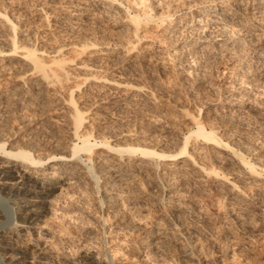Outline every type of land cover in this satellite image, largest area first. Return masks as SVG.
<instances>
[{
	"label": "rangeland",
	"instance_id": "rangeland-1",
	"mask_svg": "<svg viewBox=\"0 0 264 264\" xmlns=\"http://www.w3.org/2000/svg\"><path fill=\"white\" fill-rule=\"evenodd\" d=\"M127 1L128 0L126 1L123 0V4L121 5V3L119 4V2H112L111 4V2H109L108 0H0V8H2V10H4L6 14L16 24V31H17L15 37L16 41H18L22 45L24 44V46L37 48L38 49L37 54L42 56L48 63L59 59L60 61H64L65 63L63 64L64 65V70L62 72L63 76L61 75L62 74L61 72H60L61 74L59 73V75H61L64 79L62 83H59V85L50 84L49 86L47 82H44L42 78L37 75L38 73L36 72L34 73V71H32L31 65L29 64L30 61L21 55L22 53L21 50H19V53L17 54H12L9 52L0 54V96L3 98V99L0 98V103L2 104L9 96L14 101V105L16 109L21 110V112L19 111L20 113H18L19 119L20 118L21 119L20 121H18L17 124L18 126L16 125V128L17 127L21 128L22 132H24L25 129H28L27 133L29 132V134L30 132L32 133V131L35 130L32 135H34L36 139L39 138L38 141H41L42 147L44 146L45 151L46 150L49 151L50 149L52 151L55 149L57 150V152L67 151V149L71 148L72 146L71 141H72L73 132L68 128L66 124V118L68 116V107L72 108L73 106L71 104H68V102L64 100V97L65 98L68 97L73 90L74 91L73 96L77 101V106H81V107H84L85 105L91 106L90 111L86 114L87 120L85 121V124L88 127L94 128V132H101V130L107 127L108 124L117 125V123L122 124L126 120L133 121L134 118L137 119L135 117L136 113L132 111L117 115V113L119 114L118 111L119 109L124 108L123 110L125 109L131 110L134 107H136L137 110L143 108L148 109L146 113L142 116L145 122L143 120L139 121L140 122V123L138 122L139 126H142L144 123L145 125L150 124V128L153 129L155 128L154 130L160 129L159 132L161 133L158 134V132H156L155 134L149 137L148 133L139 132L137 134H134L131 132L132 133L131 135L130 133H126V134L124 133L123 135L120 136V138L125 137L126 135L129 134V136L131 137L133 136V138L138 137L141 140L145 139L148 142L157 143L159 148H164L167 147L168 144L169 146L173 145L172 141L173 140H174L173 142L176 141L175 136L179 137L181 135L179 134L181 132H178V130L181 131V128L185 129L186 124L189 125V123H193L190 120L191 117L185 115L184 109L183 110L181 109L183 108L181 104L182 105L188 104L185 101L187 100L190 105L189 107L191 106L193 107L196 103L200 101L198 104L204 103L203 105H205V106H201L202 107L201 116L202 115L208 116L209 114L213 116L215 114L214 116L216 118L214 116H213L214 118H211L212 116L210 115L209 117L212 120L214 119L213 120L214 122H216L217 120L218 123L217 124L215 123L216 125H218L221 122L219 126H217L220 128V129L218 128L219 130H217L218 134L219 135L223 133H225L226 135L228 134L227 136H229V138L233 136L234 138L232 137L229 140L230 141L232 140V142L241 146V148H243L242 150H244V152L248 154L249 160L252 159L253 161H256V158H259L257 160L258 162L257 164L262 163V161H264L263 158L264 156V91L262 92L263 87L261 86L262 84L259 83V81L264 82V75H263L264 61H261L262 59L264 60V57H262L264 56L263 55L264 0H249V1L227 0L228 2L226 0L225 1L223 0H194V1L149 0V1H153L152 4L156 8L155 11L157 12L159 11L161 13L165 10V8L169 11L171 9V12L174 11L177 12L178 9L176 8H179L178 6H180L178 10V11L180 10L182 11L181 13L179 12L180 14H183L184 11L185 13H189L191 11L196 12L201 7L208 5L211 1L213 2L216 1L215 3L218 2L216 6L217 13L220 12V15H217L218 18L216 16L212 18V21H210L211 20L210 19L209 20L210 23L208 22L209 25L207 24L208 26L206 29L204 28V31L200 30V28L204 24L203 23L200 24L196 22L195 31H194L196 33L193 32L195 35L188 32L189 30H187L186 33H184V36L182 38L180 37L179 38L180 40H177V42H173L172 40H169L170 38H172L171 36L168 39L167 38L162 39L164 23L161 24L162 26L160 25V28L154 26V24L152 25L150 24L151 26L149 25L147 27H143V29L139 30L138 32L139 34L135 35L133 31L134 29L127 20L128 18H126L127 12H125L126 11L125 6L126 3L127 5L129 3V1L128 2ZM196 1H198V3ZM188 2L189 5H187ZM193 2L195 3L193 4ZM230 2L231 4H228ZM202 3H206V4H202ZM192 4L193 7L195 8L193 7L190 8L191 7L190 5ZM170 6L174 8L176 7L175 10ZM179 13H177V15H179ZM234 13L236 14L234 15ZM232 15L233 17H231ZM252 15H254L255 17ZM223 20L225 21L223 22ZM231 21L233 23H231ZM245 21H246L245 23L246 25L242 24V22L244 23ZM228 22L231 23V24L229 23L231 26L235 24V27L237 26L236 30H234L235 27L234 28L233 27L231 28V26L229 27L228 26L229 24H227ZM249 22L252 24H250ZM238 25L241 27H239ZM182 26L183 25L181 24L178 27H176V29ZM185 27H189V25L187 26L185 25ZM230 28L233 29V31L235 32L237 31L236 33L239 36L231 34L233 39L232 38L230 39L231 37L230 33H232ZM240 29L241 32L239 33ZM131 30L133 32H131ZM200 32H202V35L200 34ZM199 35H201V37ZM205 35L206 37L208 36V38H205ZM257 36L259 39L257 38ZM86 37L89 38L88 40H90V42L91 39L97 38L96 41L99 42L100 44L97 43L96 46L94 47L90 46V48L89 47L87 48L85 46L82 48V44L79 42V40L81 42L83 40L85 41L87 40L85 39ZM203 39H207V41L203 43L202 42ZM240 39H242L241 41L243 44L240 42L234 44L233 42L234 44L233 48L240 47V49L241 48L245 49L246 48L244 46L245 43L247 47L250 46L252 47V48L250 47L251 50L250 48H247V50L241 49L240 51H243L241 52L243 53L241 58H239L241 56V54L238 55L239 53L236 56L231 55V53L232 54L234 53L233 50H231L233 45L231 41L232 40L237 41ZM12 40H13L12 30L9 29V23L6 21V18L4 16H0V50H5V51L9 50V48L12 45ZM243 40H245V42ZM222 42H224V44H228L229 46L228 45L223 46ZM78 43L81 45H79ZM252 44H254V46H252ZM205 46H207L208 48L211 47L212 50L211 48L206 49ZM218 47L219 49H217ZM220 47L221 48L223 47L224 49L223 48L221 49ZM81 48L83 49V51H81L82 50ZM214 48L217 50L215 51ZM190 50L194 51L195 53L197 52L198 54L200 52L203 53V51L207 50V54H209V56H207V54L205 55L203 54L206 60H204L202 57V59H200V63H197L198 65L196 64L195 66V64L191 62L192 60L190 58L191 56L187 54L190 52ZM222 50H224L222 52L223 54L221 53ZM229 50L232 51L229 52V54L233 57L229 58L230 56L229 54H227L228 57L227 55L226 57H224V55L228 53ZM201 53L197 55L200 57L202 55ZM204 53H206V51ZM210 53L213 54L210 55ZM219 53H221L222 56ZM214 54L218 58L220 56V58L217 59L215 56L212 57ZM171 55L172 57H170ZM257 56L259 59L257 58ZM185 57L187 58L189 57V58L188 59L186 58L187 59L186 60ZM209 57L212 59V61L208 60V62H210V64L212 63L214 64L213 65L208 64L210 69L207 68L208 70L204 71L203 69L208 66H205L204 68L203 66L206 63L205 61H207V58ZM228 58L229 59L233 58L234 60L232 59L231 61ZM237 58L238 60L235 61V59ZM213 59L214 60L216 59V61L213 62ZM222 59L225 61V63ZM250 59L253 60L254 62L251 61ZM217 61H219L220 63L219 62L217 63ZM240 61L242 64L241 66L239 64ZM258 61L262 62V64ZM248 62L250 65L249 66L250 69L249 68L248 69L250 70L251 73L249 72L248 69H246L248 67L247 66ZM191 63L195 67L192 66ZM254 63L256 65H254ZM238 64L239 66H237ZM84 65L86 66L89 65V66L86 67ZM191 66L194 68H191ZM52 67L57 68L56 66H52ZM234 68H236L237 72L234 71L235 70ZM251 68L253 70L255 68L256 69L253 71ZM258 68H260L261 71H259ZM57 69L59 72L60 68L58 67ZM196 69L199 70L197 71ZM201 69L206 73L209 72L208 74L210 77L207 74L205 75L199 74L200 76L197 77L196 74L197 72H200ZM203 71L201 73H204ZM243 71L244 73H246L244 75L245 77L249 72L246 79L244 78V76H242L244 74ZM90 72H91L90 75L91 77L89 76ZM178 73H180L181 76L178 75ZM92 75H96L97 77L101 76V78L95 79L94 77H92ZM177 76L180 77L181 79L184 78V81L186 80L185 84L183 79L182 82L180 78H178L177 80L176 79ZM201 76L204 78L201 79ZM255 76L256 78L259 77L257 78V80L259 79V81L256 80ZM147 77H149L150 79H148ZM151 77L157 81H155L154 79L152 80ZM39 78L41 79L39 80ZM85 78H87L86 81L83 80ZM205 78L207 79L205 80ZM239 78L242 81L239 80ZM247 78L248 79L251 78L253 82L252 80H248ZM175 79L181 84L180 83L177 84V81ZM187 79L188 80L190 79L189 80L190 82L187 81ZM193 79L194 80L201 79V80L200 81L195 80L196 81L195 83ZM203 80L204 83L201 82ZM207 80L208 83H213L212 86L211 84L208 85ZM81 81L83 83L80 86V89L79 88L77 89L76 86L80 84ZM133 81L134 82L136 81V83H134ZM138 81H139V86L142 84L140 86L142 88L138 87L137 84ZM191 81L195 85H193ZM37 83H39V85ZM131 83H133V87L131 86L132 85ZM205 83H207L208 86L207 85L204 86ZM134 84H136L135 85L136 87L134 86ZM149 84L152 86H149ZM186 84L188 86L189 84L191 85L192 87L191 93L189 92L190 90H188V86ZM254 84L255 85L260 84V88L261 87L262 88L260 89L259 86L257 85L255 86ZM156 86L162 89L161 90L158 89L159 90L158 91ZM178 86H182V87L186 86L187 89L182 87L179 88ZM198 86H202V87H198ZM191 87L189 89H191ZM257 87L259 88V90ZM198 88H201L199 89L201 90V92L197 91ZM202 88L205 90V95H207L208 98L210 97L211 99H208L207 97L204 98L205 95L202 96L203 98L202 97L200 98V96L196 95L197 92L198 95L204 94L202 93V91H204ZM180 89L181 90L185 89L189 93L188 94L186 92L187 94L186 97H188L187 99L182 100L186 98L184 96L186 94H184L185 90L181 91ZM179 91L181 93H179ZM195 91L197 92L195 93ZM174 92L175 93L177 92V94H175ZM219 92L223 94L222 98H221L222 95L221 93L219 94ZM240 92L243 93V95L240 94ZM247 92H249L250 94ZM261 92L263 94H261ZM1 93H3V96ZM206 93L208 94L210 93L213 96H209ZM156 94L159 97L162 95L164 98L160 97L162 100H160V98L157 99L158 96ZM181 94L182 95L184 94L183 95L184 97ZM240 95L242 97L241 100H240L241 98ZM244 95L247 96L246 100ZM173 96L174 98H178V99L176 100L174 99L175 101H173ZM216 96H218L219 99ZM189 97L191 101L188 100ZM197 97L202 100L198 99ZM193 98L195 101L193 100ZM154 99L156 100L154 101ZM204 99L206 101L210 100L208 101L209 104L208 102L206 103ZM136 108H134V110H136ZM214 109L216 113L214 112ZM149 110L156 111L161 116L166 117L167 119L166 118L158 119L157 121L156 120L157 117H155L153 112H149ZM207 110L209 113L207 112ZM131 112L133 115L129 114ZM163 113L168 114L167 115L168 117L163 115ZM183 115L185 116L183 117ZM251 115L252 118L250 117ZM130 116L133 117L130 118ZM256 116L258 119H256ZM233 117L235 121L232 119ZM231 119L233 120L232 124H234L235 122L234 125L226 121L228 120L229 122H232ZM255 119L258 121V123L255 122L256 121ZM115 120H117L118 122ZM222 121L223 123L227 122L228 124L225 123L226 125H224ZM238 121L240 122V124ZM221 124L222 126H220ZM241 124L242 126H240ZM161 125H164L165 127ZM43 126L46 129L48 128L47 129L48 131L46 129L43 130ZM226 127L228 128L231 127V128L227 130ZM49 128L52 129L50 130ZM243 128L246 129L244 130ZM29 129L30 130L32 129V131H30ZM237 129L239 133H241L243 130V132L241 133L242 135L241 134L239 135ZM170 130L171 131L174 130L173 131L174 134L176 133L175 136L171 137L170 135H167L171 132ZM48 132H50L52 135ZM53 132L55 133V135ZM174 134L172 133V135ZM14 137L12 136L9 139L7 146H10L12 144L13 146H15V144L19 142L18 141L19 136L17 135L16 137L15 135ZM236 138H238L239 140ZM111 141H113V139ZM243 141H245L246 143ZM198 143L199 144L197 146H194L193 145L194 143L189 145V149L192 150V152L190 151V153L195 154L194 155L195 159H192L190 156L185 158L186 157L185 156L183 157V160H181L182 162L180 161L181 163H174V164H171V161H166L167 159L166 160L159 159V162H161V164L159 165L160 168L156 169L157 172L159 171L158 173L156 172L158 176L154 175L155 177L156 176L157 177L156 178L152 177L153 183L154 185H156L153 189V192H156L155 195H157L154 197V199L162 200L161 203L165 206L163 205H161L162 207L159 206L158 207L159 210L158 208L155 209L152 206L149 207L148 205L145 204V200L147 199L146 196L144 197V200L142 199L141 202V205L144 204L143 205L144 207L143 206L141 207L142 209L141 214H143V216H145L146 214H147L146 216L148 215L151 216L154 213L153 214L154 217L153 215L151 217L155 220L160 218L161 219L163 218L165 222H168L170 220L168 222V225L167 223H165L166 225L164 224V226L161 227V230L163 231L161 234L159 233L161 232L160 230L156 236L151 238L152 241L155 242H161V243L164 242V244L168 246L167 248H163V249L160 248L158 250L155 249L152 251L147 250L145 248L142 249L136 246H133L136 248V250L133 247H131L130 249L128 247L124 248L125 244L132 245L133 241L136 240L137 242L139 241L138 243H141L142 242L141 240H143L144 235L141 236L139 232L133 235L131 234L129 235L127 234V232L121 230V227L119 228L118 225L120 221L119 218H114L115 220L113 219V221L109 222L108 224L105 223L103 227L101 226L99 215L95 211L96 206L94 205V207H91L93 202L90 201H89V203L91 204L90 206L88 204L85 205L84 204L85 199L81 195H79L80 190H78L80 189L78 188L80 184L85 185L84 181L89 183V182H93V179L91 180L87 177L83 168L86 167L85 163L83 161L73 159V161L70 160L67 163H69L76 169L78 177L82 181L80 180L81 182L79 185L77 183H75L76 185H73L71 183L69 186H67V189H65L66 187H63L62 192L61 190H57L56 192L57 198H55L56 200L54 199L51 203L43 204L41 202L42 203L41 208L43 212L46 213V215L38 217V219L34 220L33 222L30 221L32 222L31 225L30 223L29 224L26 223L25 225L17 226L15 229L11 228L13 226L10 225L11 224L10 222H12L10 220L12 219L11 217H14V211L12 210L11 206H13L14 203L10 202L7 199V197L10 196L16 190L13 191L12 189H7L9 186L8 187L5 186V188H1L2 186L0 185L1 188L0 193L2 195V199H0V208L3 210L2 212L4 213L3 218H0V220H3L4 222L5 220H7L6 222L10 223L7 224L8 226L10 225L9 226L10 229L8 228L4 230L3 233H0V241H1L0 244H2V248L0 247L1 256L3 257L4 260H6V262H8L10 258H13L14 253L18 249L21 252H24L23 255L26 258L25 264H46L47 262H63V261H67L68 263L71 262L75 264H88L89 261H95L94 257L95 258L97 257L96 260L101 261L102 264H264V177H263L264 175L256 176L252 174L249 170L245 168L240 158H238L239 156L237 157V155H235L234 152L228 148L217 146L213 143L205 144L203 141H198ZM243 143L249 145L251 144L250 145L251 147L247 145L242 146ZM206 145H207V149L204 150V148H206L205 147ZM212 145H214V147ZM193 147H194V151H193ZM208 147L210 148L211 152L207 151L209 150ZM104 148L105 147L102 146L96 148L98 150L96 151L100 153L99 156H96L95 159L96 163L99 162L97 164L107 165L108 162L110 164L112 161V163L114 162V164L117 165L119 164L118 162L121 160L120 162L122 163V167L132 168L134 166L133 168L137 173V168L141 164V162L138 160L139 158H137L138 156L137 157L133 156L134 159L131 160L132 162L127 163L128 160L121 159L120 156H118V153L110 150L107 151L106 148L105 149ZM216 148L218 151H216ZM247 148L251 150L247 151L248 150ZM253 148H254V152H253ZM55 150L54 152H56ZM206 152H209V154ZM232 152L234 155L232 154ZM254 154L256 158L254 157ZM202 155H205L204 157H202L203 159L206 156H207L206 158L208 159L210 155L213 156V158L212 157L211 158L215 162L219 161L220 162V163L218 162L219 164L222 163L223 164L222 167L225 170V173L228 171L227 177L229 180L219 178L218 181L217 179H214L215 178L214 175H207L206 172L200 169V164L198 163H200L203 160L201 157H199ZM197 156L199 159L197 158ZM250 156L254 158H251ZM260 156H262L263 159ZM123 158H127V156L126 157L124 156ZM59 159L60 158L55 160L51 159L50 161L48 160L49 161L48 163L50 164L57 163ZM223 160L226 161L223 162ZM166 164L171 165L173 168L167 169L168 165ZM235 164L237 165L239 164V165L237 166ZM149 165L150 163H147L145 164L146 167H144L143 164L141 168L146 169L148 173L149 171H151V173L155 174L153 170L150 168L151 165L150 166ZM262 165L264 164L262 163ZM139 171H141V169H139ZM135 172H130L132 174L130 175L129 173L128 178L132 175L134 176ZM165 172L167 173L169 172V177L165 175L166 174ZM23 174H25V170L21 172V175ZM136 175L137 174H135V176ZM164 175L165 177H162ZM35 176L37 177L38 174H35ZM177 176L181 180L177 179ZM131 180L132 179H130L128 182H130ZM14 181H19V178ZM0 183L2 184V181H0ZM234 183L236 184V187H234ZM164 184H166L167 186L165 185L164 187ZM160 186L162 187L160 188ZM157 187L162 189V192L164 191L163 193L161 192L159 194V196L163 197L162 199L161 197H158ZM124 188L125 186L120 188L119 190L117 188L114 189L115 191L113 190L112 192H108V193H110L111 196L114 195L115 197H117V199H120L121 197L120 193ZM67 190L69 191L73 190L71 192V195H66ZM76 190L78 191V193ZM74 191L76 192V194H74L75 193ZM218 191L221 194L222 192L223 194H225V192L228 194L223 195V196L226 195L227 196L225 197V199L224 198L219 199V202L217 204L216 202L218 198L215 196L217 195ZM95 196L96 195H94V197ZM99 196L97 195V197ZM212 196L213 198L214 197L215 198L213 199ZM87 200H91V198H87ZM220 200L226 202L224 203L223 201H221L222 203H220ZM21 201H23V199H21ZM81 201L82 203H80ZM219 204H221L220 208H218L219 206H217ZM222 204H224V206H222ZM14 206L16 207L17 205ZM22 206L24 205L22 204ZM22 208L20 210L18 209L16 210V212H18L17 213L18 217L21 216V214L24 212ZM72 208L75 209L76 211L71 212L70 215L67 214L63 215V212ZM90 208L91 209L94 208L93 209L94 211L91 210ZM129 208L126 207L124 212L125 215H127L128 217L130 215H131L130 217H132L133 215L132 211L135 209L132 208V206H129ZM160 208L162 211L160 210ZM222 208L223 211H221ZM11 210L13 211V214ZM215 210L216 211L219 210V211L216 212ZM133 212L135 213V211ZM148 212H150V214ZM219 214L222 215L219 216ZM77 215L86 217V221L92 222L86 224L87 226L86 228H88V233L81 234L77 229V227H75L76 224L74 223L75 224L74 225L73 221H71L70 217L71 216L74 217ZM147 218L148 220L150 219L149 217ZM180 219L183 220L185 219L184 221L186 222L183 223ZM23 220L25 222V218ZM136 222L137 224L139 223L138 220ZM180 223L181 226H179ZM139 224L141 228H143L145 223H139ZM108 225L110 226L108 227ZM202 225H206V226H202ZM23 226H25L24 229ZM5 227L3 229H5ZM64 228L73 230V232L70 233L69 230L67 231ZM104 228L105 229L108 228V229L105 230ZM3 229L1 228L0 231ZM114 230L115 231L118 230V231L115 232ZM121 231L124 233H122ZM4 233H6V235H4L3 236L4 239H2L1 235ZM125 234H127V236ZM176 236L178 237L177 239ZM168 240H170V242ZM89 242L91 244L89 246H86ZM121 244L122 245L124 244L123 248L118 249L117 245H121ZM31 257L32 258L35 257V258L32 259Z\"/></svg>",
	"mask_w": 264,
	"mask_h": 264
},
{
	"label": "bare ground",
	"instance_id": "bare-ground-1",
	"mask_svg": "<svg viewBox=\"0 0 264 264\" xmlns=\"http://www.w3.org/2000/svg\"><path fill=\"white\" fill-rule=\"evenodd\" d=\"M109 2H111V4H112V2H119V4L121 3V5L123 4V0L121 1H119V0H108ZM126 1V0H125ZM129 1V3H128V5H127V3H126V6H125V9H126V11L125 12H127L126 13V18H128L127 20L129 21V23L131 24V26H132V28L134 29L133 31H134V34L135 35H137V34H139L138 32H139V30L140 29H143V27H147V26H149L150 24L152 25V24H154V26H156V27H159L160 28V25L161 24H163L164 23V27H163V32H162V39H165V38H169L170 36L172 37V38H170L169 40H172L173 42H177V40H180L179 38L181 37H183L184 36V33H186V31L187 30H189L188 32H190V33H192V34H194V33H196V32H194L195 31V23L196 22H198V23H203L204 25L200 28V30H202V31H204V28L206 29L207 28V26L209 25L208 24V22H209V20L210 21H212V18L213 17H216L217 15H220V12L219 13H217V11H216V6H217V3H215L216 1H208V2H210L208 5H206V6H204V7H199L200 9H198L196 12H189V13H185V11L183 10L184 9V7H183V11H184V13L183 14H180L182 11L180 10V11H178L179 10V8H180V6H178L179 8H176V9H178L177 10V12L176 11H174L175 10V8L174 7H172V6H170V7H172V8H174V12H171V9H170V11L169 10H167L166 8H165V10L163 11V12H157V11H155V7L153 6V4H152V2L153 1H149V0H128ZM127 1V2H128ZM192 1H194V0H192ZM192 1H191V3H192ZM223 1H225V0H223ZM227 1V0H226ZM247 1H249V0H247ZM149 2H151V3H149ZM190 2V1H189ZM189 2H188V4L187 5H189ZM197 3H198V1H196ZM203 2V1H202ZM207 2V1H206ZM228 2V1H227ZM106 3V2H105ZM187 3V2H186ZM195 2H193V4H194ZM107 4V3H106ZM110 4V3H109ZM108 4V5H109ZM193 4L192 5H190L191 7L190 8H192L193 7ZM202 4H206V3H202ZM228 4H231V2L230 3H228ZM186 5V6H187ZM219 5V4H218ZM224 6V5H223ZM225 7V6H224ZM228 7V6H227ZM168 8V7H167ZM189 8V7H188ZM193 8H195V7H193ZM169 9V8H168ZM221 9V8H220ZM226 9V8H225ZM240 9V8H239ZM238 9V10H239ZM167 10V11H166ZM190 10H192V9H190ZM222 10V9H221ZM220 10V11H221ZM187 11V10H186ZM194 11V10H193ZM4 12V13H3ZM180 12V13H179ZM177 13H179V15H177ZM212 13H213V15H212ZM231 14V13H230ZM236 13H234V15H235ZM256 14V13H255ZM247 15V14H246ZM0 16H4L5 18H6V21L9 23V29L10 30H12V45H11V47L9 48V50H7V51H5V50H0V54L1 53H12V54H17V53H19V50H21L22 51V53H21V55L23 56V57H25L26 59H28L29 61H30V65H31V69H32V71H34V73L36 72V73H38L37 75L38 76H40L41 78H42V80L44 81V82H47L48 84H49V86H50V84H52V85H54V84H57V85H59V83H62V81L64 80L63 79V70H64V65L63 64H65L64 63V61H60V59L59 60H54V61H52V62H46V60L42 57V56H40V55H38L37 54V52H38V49L37 48H34V47H27V46H24V44L22 45L21 43H19L18 41H16V33H17V31H16V24H15V22L6 14V12L4 11V10H2V8H0ZM248 16V15H247ZM252 16H254V15H252ZM48 17V16H47ZM231 17H233V15L231 16ZM250 17V16H249ZM255 17V16H254ZM217 18H218V16H217ZM228 20V19H227ZM252 20V19H251ZM262 20V19H261ZM260 20V21H261ZM264 20V19H263ZM193 21H194V23H193ZM225 20H223V22H224ZM238 21V20H237ZM227 22V21H226ZM241 22V21H240ZM190 23H191V25H190ZM193 23V24H192ZM210 23V22H209ZM230 22H228L227 24H229ZM231 23H233L232 21H231ZM230 23V24H231ZM246 23V21L243 23L242 22V24H244V25H246L245 24ZM250 23V22H249ZM130 24H129V26H130ZM183 25L182 27H180V28H178V29H176V27H178L179 25ZM199 24V25H200ZM208 24V25H207ZM228 25L229 27L231 26V25ZM250 24H252V23H250ZM262 24V23H261ZM264 24V23H263ZM150 25V26H151ZM185 25L187 26V25H189V27H185ZM249 25V24H248ZM247 25V26H248ZM254 25V24H253ZM162 26V25H161ZM239 26V25H238ZM252 26V25H251ZM264 26V25H263ZM228 27V28H229ZM234 28L235 27V24L233 25V26H231V28ZM239 27H241V26H239ZM244 27H246V26H244ZM243 27V28H244ZM260 27V26H259ZM128 28V27H127ZM131 28V29H132ZM230 28V30H231V32L232 33H230V36H231V34H233V35H238L235 31H233V29H231ZM236 28H237V26L235 27V29L234 30H236ZM250 28V27H249ZM248 28V29H249ZM261 28V27H260ZM264 28V27H263ZM262 28V29H263ZM197 29V28H196ZM199 29V28H198ZM239 29V28H238ZM254 29V28H253ZM130 30V29H129ZM128 30V31H129ZM246 30V29H245ZM264 30V29H263ZM132 30H131V32H133ZM198 31V30H197ZM248 31V30H247ZM194 32V33H193ZM199 32V31H198ZM230 32V31H229ZM241 32V29H240V31H239V33ZM254 33H256V32H254ZM178 34V35H177ZM200 34L202 35V32H200ZM264 34V33H263ZM134 35V36H135ZM177 35V36H176ZM195 35V34H194ZM201 35H199L200 37H201ZM190 36H192V35H190ZM197 36H198V34H197ZM239 36V35H238ZM237 36V37H238ZM251 36V35H250ZM136 37V36H135ZM177 37V38H176ZM187 37V36H186ZM241 37V36H240ZM95 38V37H94ZM205 38H208V36L206 37V35H205ZM233 39V37L231 36L230 37V39ZM236 38V37H235ZM234 38V39H235ZM257 38H258V36H257ZM85 39H89L88 37H86ZM197 39H198V37H197ZM229 39V38H228ZM245 39V38H244ZM259 39V38H258ZM82 40V39H81ZM83 40L82 42H84V43H82L80 40H79V42L82 44V48L85 46V47H89L90 48V46L91 47H94V46H96L97 45V43H99V42H97L96 40H97V38L96 39H91V42H90V40ZM99 40V39H98ZM201 40V39H200ZM242 39H240V40H237V41H235V40H232L231 42H232V44H233V42H234V44H236V43H238V42H240V43H242V41H241ZM100 41V40H99ZM195 41V40H194ZM207 41V39H203L202 40V42L203 43H205ZM244 42H245V40H243ZM252 41H254V40H252ZM258 41H260V40H258ZM196 42V41H195ZM198 42H200V41H198ZM229 42V41H228ZM247 42V41H246ZM104 43H107V42H104ZM223 43V46L224 45H228V44H224V42H222ZM239 43V44H240ZM252 43V42H251ZM251 43H250V45H251ZM256 43V42H255ZM79 44V43H78ZM81 44H79V45H81ZM100 44V43H99ZM193 44H194V42H193ZM231 44V45H232ZM234 44L232 45V49H231V46H230V49L231 50H233V54L231 53V55H234V56H236L238 53V55H240L241 54V56L239 57V58H241L242 57V54L243 53H241V52H243V51H240L241 49L243 50L244 48H241L240 49V47L239 48H233L234 47ZM243 44V43H242ZM248 44V43H247ZM78 45V46H79ZM197 45H198V43H197ZM241 45V44H240ZM99 46V45H98ZM188 46H190V45H188ZM193 46V45H192ZM210 46V45H209ZM219 46V45H218ZM229 46V45H228ZM236 46H238V45H236ZM246 48L244 49V50H247V48H250V47H247L246 46V43H245V45H244ZM252 46H254V44H252ZM135 47V46H134ZM206 47V49L208 48L207 46H205ZM227 47V46H226ZM242 47V46H241ZM81 48V49H82ZM188 48V47H187ZM193 48V47H192ZM191 48V49H192ZM211 48V47H210ZM210 48H208V49H210ZM221 48V47H220ZM223 48V47H222ZM221 48V49H222ZM252 48V47H251ZM251 48H250V50H251ZM86 49V48H85ZM130 49V48H129ZM215 49V48H214ZM217 49H219V47L217 48ZM217 49H215V51L217 50ZM224 49V48H223ZM227 49V48H226ZM228 49H229V47H228ZM262 49V48H261ZM87 50V49H86ZM128 50V49H127ZM196 50V49H195ZM211 50H212V48H211ZM231 50H229L228 51V53H224L225 55H224V57H226V55L227 54H229V52H232ZM249 50V49H248ZM81 51H83V49L81 50ZM198 51V50H197ZM206 51V53H204ZM205 51H203V53H201L202 55L199 57L198 55L200 54H198L197 52L195 53L194 51H191L190 50V52L189 53H187V54H189V56H191L190 58L192 59H190L191 60V62H193V64H195V66H196V64L197 63H200V59H202V57H203V59L204 60H206V58L204 57V55L205 54H207V50H205ZM219 51V50H218ZM224 50H222L221 51V53L223 52ZM255 51V50H254ZM263 51H264V48H263ZM130 52V51H129ZM209 52V51H208ZM248 52V51H247ZM82 53V52H81ZM215 53V52H214ZM218 53V52H217ZM221 53H219V54H221ZM252 53H254V52H252ZM186 54V55H187ZM198 54V55H197ZM204 54V55H203ZM211 54H213V53H210V55ZM219 54H218V56H219ZM223 54V53H222ZM222 54H221V56H222ZM245 54V53H244ZM230 55V54H229ZM229 56V58L230 57H233V56ZM263 55H264V52H263ZM207 56H209V54H207ZM206 56V57H207ZM216 57V55L214 54L212 57ZM260 56V55H259ZM262 56V55H261ZM170 57H172V55L170 56ZM169 57V58H170ZM227 57H228V55H227ZM262 57H264V56H262ZM187 57H185V59H186ZM189 58V57H188ZM187 58V59H188ZM217 59H219L220 58V56H219V58L218 57H216ZM223 58V57H222ZM228 58V59H229ZM234 58H236V57H234ZM249 58V57H248ZM254 58V57H253ZM252 58V59H253ZM257 58H258V56H257ZM261 58V57H260ZM184 59V60H185ZM186 59V60H187ZM211 58L209 57V58H207V61H205L204 63V66H203V68L205 67V66H208V67H205L203 70L204 71H207L208 69L207 68H209V65H213L214 63H212V64H210V62H208V60L209 61H212V59L210 60ZM224 59H226V58H224ZM233 59V58H232ZM232 59H229V60H231L232 61ZM244 59H245V56H244ZM259 59V58H258ZM185 60V61H186ZM203 60V61H204ZM223 60V59H222ZM221 60V61H222ZM234 60V59H233ZM236 60H238V58L237 59H235V61ZM251 60V59H250ZM180 61H181V59H180ZM184 61V62H185ZM202 61V60H201ZM214 61H216V59L214 60L213 59V62ZM224 61V60H223ZM227 61V60H226ZM242 61V60H241ZM241 61H240V66L242 65L241 64ZM251 61H253V60H251ZM261 61H264L263 59L261 60ZM219 61H217V63H218ZM250 62V61H249ZM249 62H248V67L246 68V69H248L249 68ZM254 62V61H253ZM256 62V61H255ZM258 62H260V61H258ZM203 63V62H202ZM216 63V64H217ZM220 63V62H219ZM224 63H225V61H224ZM223 63V64H224ZM234 63V62H233ZM251 63V62H250ZM261 64H262V62H260ZM84 64V63H83ZM183 64V63H182ZM209 64V65H208ZM222 64V65H223ZM227 64H228V62H227ZM237 64V63H236ZM235 64V65H236ZM239 64L237 65V66H239ZM245 64H247V63H245ZM252 64V63H251ZM61 65H63V66H61ZM191 65H192V63H191ZM198 65V64H197ZM254 65H256L255 63H254ZM259 65V64H258ZM264 65V64H263ZM52 66H56L57 68L59 67L60 68V71L58 72V69L57 68H53ZM84 66H86V65H84ZM87 66H89V65H87ZM86 66V67H87ZM192 66H194V65H192ZM191 66V68H194V67H192ZM231 66H233V65H231ZM261 66V65H260ZM62 67V68H61ZM198 67V66H197ZM211 67V66H210ZM213 67V66H212ZM233 67H235V66H233ZM244 67V66H243ZM255 67V66H254ZM253 67V68H254ZM176 68V67H175ZM202 68V67H201ZM215 68V67H214ZM219 68V67H218ZM240 68V67H239ZM261 68V67H260ZM260 68H258L259 69V71H261L260 70ZM263 68V67H262ZM190 69V68H189ZM200 69V68H199ZM199 69H196L197 71L199 70ZM210 69V68H209ZM217 69V68H216ZM229 69V68H228ZM235 70L234 71H236L237 72V70H236V68H234ZM243 69V68H242ZM250 69V68H249ZM248 69V70H249ZM252 69V68H251ZM256 69V68H255ZM254 69V70H255ZM202 70V69H201ZM200 70V72H197V74H196V76L198 77V76H200V75H205V74H207L208 76H209V72L208 73H206V72H204L203 70V72L204 73H201L202 71ZM232 70H233V68H232ZM253 70V69H252ZM253 70V71H254ZM263 70V69H262ZM222 71V70H221ZM224 71V70H223ZM256 71H258V70H256ZM255 71V72H256ZM264 71V70H263ZM62 74H61V73ZM249 72H250V70H249ZM249 72L247 73V76H248V74H249ZM59 73L62 75H59ZM96 73V72H95ZM181 73V72H180ZM180 73H178V75H180ZM223 73V72H222ZM235 73V72H234ZM243 73H244V71H243ZM251 73V72H250ZM254 73V72H253ZM93 74V73H92ZM98 74V73H97ZM200 74V75H199ZM233 74V73H232ZM237 74V73H236ZM240 74V73H239ZM246 73H244L242 76H244ZM65 75V74H64ZM91 75V72H90V74H89V76ZM174 75H176V74H174ZM182 75H183V72H182ZM195 75V74H194ZM235 75V74H234ZM254 75V74H253ZM256 75H257V73H256ZM258 75H259V73H258ZM261 75V74H260ZM264 75V74H263ZM66 76V75H65ZM181 76V75H180ZM208 76H205V77H208ZM241 76V77H242ZM246 76V77H247ZM251 76V75H250ZM36 77V76H35ZM91 77V76H90ZM92 77H94L95 79H98V78H101V76H99V77H97L96 75H92ZM173 77V76H172ZM185 77V76H184ZM210 77V76H209ZM246 77L244 76V78L246 79ZM252 77V76H251ZM41 78H39V80L41 79ZM67 78V77H66ZM66 78H65V80H66ZM104 78V77H103ZM143 78H144V76H143ZM148 79H150L149 77H147ZM146 78V79H147ZM152 78V77H151ZM178 78H180V77H178L177 76V80H178ZM186 78V77H185ZM193 78H194V76H193ZM204 77H202L201 76V79H203ZM253 78V77H252ZM255 78H256V76H255ZM257 78H259V77H257ZM257 78H256V80H257ZM261 78V77H260ZM86 79L87 78H85V79H83V80H85L86 81ZM145 79V80H146ZM154 78H152V80H153ZM175 79V80H176ZM181 79V78H180ZM183 79V81H184V78H182ZM182 79H181V82H182ZM201 79H195L196 81L198 80V81H200ZM207 78H205V80H206ZM248 79V78H247ZM254 79V78H253ZM262 79V78H261ZM41 80V81H42ZM114 80V79H113ZM155 80V79H154ZM176 80V81H177ZM190 80V79H189ZM188 79H187V81H189ZM194 80V79H193ZM194 80V81H195ZM208 80H209V78H208ZM208 80H207V83H208ZM239 80H241L240 78H239ZM238 80V81H239ZM248 80H252L251 78H249ZM38 81V80H37ZM147 81H149V80H147ZM146 81V82H147ZM155 81H157V80H155ZM180 81V80H179ZM196 81H195V83H196ZM212 81V80H211ZM242 81V80H241ZM257 81H259V79L257 80ZM40 82V81H39ZM132 82V81H131ZM134 82V81H133ZM142 82V81H141ZM140 82V83H141ZM145 82V83H146ZM185 82H186V80L184 81V84H185ZM190 82V81H189ZM192 82V81H191ZM202 83H204V80L203 81H201ZM210 82V81H209ZM252 82H253V80H252ZM41 83V82H40ZM46 83V84H47ZM82 81H81V83L80 84H78L76 87H77V89L79 88L80 89V86L82 85ZM130 83V82H129ZM134 83H136V81L134 82ZM143 83V82H142ZM144 83V84H145ZM149 83V82H148ZM155 83V82H154ZM173 83V82H172ZM178 83H180V82H178L177 81V84ZM207 83H205L204 84V86L205 85H207ZM247 83V82H246ZM259 83H261L262 85V87H263V90H262V92L264 91V82H262V81H259ZM38 85H39V83H37ZM47 84V85H48ZM132 85V87H133V83H131ZM138 87L139 88H142V87H140L139 86V81H138ZM152 84V83H151ZM156 84V83H155ZM154 84V85H155ZM181 84V83H180ZM188 84V83H187ZM186 84V85H187ZM192 84H193V82H192ZM211 84V86H212V84L213 83H208V85H210ZM242 84V83H241ZM249 84V83H248ZM258 84V83H257ZM256 84V85H257ZM127 85V84H126ZM129 85V84H128ZM136 84H134V86H135ZM146 85V84H145ZM148 85V84H147ZM193 85H195V84H193ZM207 85V86H208ZM246 85V84H245ZM255 85V84H254ZM255 85V86H256ZM42 86V85H41ZM61 86V85H60ZM149 86H152V85H150L149 84ZM188 86V85H187ZM189 86L191 87V85L189 84ZM188 86V90H190L189 92L191 93V90H192V87H191V89H189L190 87ZM203 86V87H204ZM215 86H216V84H215ZM251 86V85H250ZM257 86H259V88H260V84L259 85H257ZM55 87H57V86H55ZM75 87V88H76ZM136 87V86H135ZM145 87V86H144ZM154 87V86H153ZM157 87V86H156ZM160 87V86H159ZM179 88L180 87H182V86H178ZM177 87V88H178ZM198 87H202V86H198ZM254 87V86H253ZM252 87V88H253ZM261 87V88H262ZM41 88V87H40ZM150 88H152V87H150ZM182 88H185V89H187L186 88V86L185 87H182ZM197 88V87H196ZM205 88V87H204ZM219 88V87H218ZM242 88V87H241ZM246 88V87H245ZM258 88V87H257ZM259 88H258V90H259ZM260 88V89H261ZM155 89V88H154ZM158 89H160V88H158L157 87V90ZM162 89V88H161ZM160 89V90H161ZM185 89H182V90H185ZM194 89V88H193ZM199 89H201V88H198L197 89V91H200L201 92V90H199ZM203 89V88H202ZM174 90V89H173ZM181 90V89H180ZM181 90V91H182ZM204 90V89H203ZM241 90V89H240ZM254 90H255V88H254ZM59 91V90H58ZM151 91H153V90H151ZM159 91V90H158ZM197 91H195V93L197 92ZM218 91V90H217ZM216 91V92H217ZM242 91V90H241ZM29 92V91H28ZM41 92V91H40ZM73 90H72V92L69 94V96L68 97H64V100L66 101V102H68V104H71L73 107L72 108H70V107H68V116H67V118H66V124H67V126H68V128H69V130H71L72 132H73V134H72V146H71V148H69V149H67V151H59V152H57V150H55L56 152H54V150L52 151L51 149L48 151V150H46L45 151V149H44V146L42 147V143H41V141H38V139L39 138H37L36 139V137L34 136V135H32L33 133H34V131H32V129L30 130V131H32V133L30 132V134H29V132L27 133V131H28V129H25V131L24 132H22V130H21V128H16V125L18 124V121H20V119H19V115H18V113H20L21 112V110L19 109V110H17L16 109V107H15V105H14V101L12 100V98H10L9 96H8V98L6 99V98H4V99H6L2 104L0 103V181H2V184L0 183V185L2 186L1 188H5V186H9L7 189H12L13 191L14 190H16L15 192H13L10 196H8L7 197V199L10 201V202H13L14 203V205H17L16 207L13 205V206H11V208H12V210L14 211V217H11L12 219L10 220L9 218V220L10 221H12V222H10V223H8V222H6L7 220H5V222L3 221V220H0V229L2 228H4L7 224H10V225H12L13 227H11V228H13V229H15L17 226H21V225H25L26 223H30V225L32 224V222L34 221V220H37L38 219V217H40V216H45L46 215V213H44L43 212V210H42V208H41V206H42V203L43 204H47V203H51L55 198H57V194H56V192H57V190H61V192L63 191V187H66L65 189H67V186H69L71 183L73 184V185H76L75 183H77L78 185L80 184V182L82 181L79 177H78V174H77V171H76V169L72 166V165H70L69 163H67L68 161H70V160H72L73 161V159H76V160H79V161H83L84 163H85V166L86 167H83L84 168V171H85V173H86V175H87V177L89 178V179H93V182H89V183H87L86 181H84L85 182V185H79V187L78 188H80V189H78V190H80L79 192V195H81L85 200H84V204L85 205H91L90 203H89V201L90 202H93L92 203V206L91 207H94V205L96 206V208H95V211L98 213V215H99V219H100V224H101V226L103 227V225L105 224V223H109V222H111V221H113V219L114 218H119V223H118V225H119V228L121 227V230H123V231H125V232H127V234H131V235H133V234H135V233H137V232H139L140 234H141V236L142 235H144L143 236V240H141L140 242L141 243H138L137 242V240L136 241H133V244L132 245H126L125 244V246H124V244L121 246V245H117V247H118V249L119 248H123V246H124V248L125 247H128L129 249L131 248V247H133V246H136V247H139V248H145V249H147V250H155V249H160V248H167L168 246L166 245V244H164V242H155V241H152V239L151 238H153L154 236H156L157 234H158V232L161 230V227H163L164 226V224L165 223H167V225H168V222L170 221H168V222H165V220H163V218L161 219H153L151 216L154 214H152L151 216H143V214H141V207L144 205H141V202H142V199L144 200V197L146 196L147 197V199L145 200V204L146 205H148L149 207L150 206H152V207H154L155 209H157L159 206H161V205H163L161 202H162V200H155L154 199V197L155 196H157V195H155V193L156 192H153V189H154V187L156 186V185H154V183H153V180H152V177H155L154 175H157L156 174V169L157 168H160L159 167V165L161 164V162H159V159H167L166 161H171V164H174V163H181L182 161L181 160H183V157H185V158H187L188 156H190L192 159H195V157H194V155L195 154H193V153H190V151L192 152V150L191 149H189V145H191V144H193L194 146H197L199 143H198V141H203L205 144L206 143H213V144H215V145H217V146H222V147H225V148H228V149H230V150H232L233 152H234V154L235 155H237V157L238 158H240V160H241V162L243 163V165L245 166V168L247 169V170H249L252 174H254V175H256V176H263L264 175V165H262V163L264 164V161H262V163H260V164H257L258 162H257V160L259 159V158H256L255 157V154H254V157L256 158V161H253L252 159L251 160H249V158H248V154H246V152H244V150H242L243 148H241V146H239L238 144H236V143H234V142H232V140L230 141L229 139L230 138H232L233 136V134L232 135H230V136H232V137H230L229 138V136H227L225 133H223V134H221V135H219L218 134V132H217V130H219L220 128L219 127H217V126H219V124L221 123L220 121V123L218 124V125H216L218 122H217V120H216V122H214L211 118H214L215 116V114L212 116L211 114H209L210 116H212L211 118L209 117V115L207 116V115H202L201 116V111H202V107L201 106H205V105H203L202 103H200V104H198V103H196L193 107L191 106V107H189L190 105H189V102L187 101V100H185V99H187L188 97H186L187 96V94H186V90H185V93L184 94H186V95H184L186 98H184V99H182V100H185L188 104H186V105H182L181 104V106H183V108H181L182 110L184 109V113H185V115H187V116H189V117H191L190 118V120H191V122H193V123H189V125H187L186 124V126H185V129H182L181 128V131L180 130H178V132H181V133H179V134H181L179 137L178 136H175V134H174V130L173 131H171L169 134H167V135H170L171 137H173V136H175V142H173L172 141V143H173V145H170L169 146V144H168V146L167 147H164V148H159L158 147V144L157 143H152V142H148V141H146L145 139H139L138 137L137 138H133V136L131 137V136H129V134L128 135H124L125 137H122V138H120V136L121 135H123L124 133L126 134V133H130V135L132 134V133H134V134H137V133H148L149 134V137L151 136V135H153V134H155L156 132H158V134L159 133H161V132H159L160 131V129L158 130V129H156V130H154L153 128H150V124L149 125H145V123L143 124L142 122V126H139V121H144V119H143V115L146 113V111L148 110V109H138L137 110V108L136 107H134V108H136V110H134V108L133 109H131V110H127V109H125V110H123L124 108H122V109H119L118 111H119V114L117 113V115H120L121 113H126V112H129V111H132V112H135L136 113V115H135V117L137 118V119H135L134 118V120L133 121H131V120H129V121H125V122H121L122 124H119V123H117V125L115 124V125H110V124H108L107 125V127H105V128H103L102 130H101V132H94V128H92V127H88L86 124H85V121L87 120V113L90 111V108H91V106H87V105H85L84 107H81V106H77V101H76V99L74 98V96H73ZM156 92V91H155ZM154 92V93H155ZM173 92V91H172ZM199 92V93H200ZM261 92V94H263ZM175 93V92H174ZM179 93H181L180 91H179ZM188 93V92H187ZM194 93V94H195ZM202 93H204V94H201V95H198V92H197V96H200V98L203 96V95H205V90L204 91H202ZM221 92H219V94H220ZM247 93H249V92H247ZM2 94V96H3V93H1ZM160 94V93H159ZM171 94V93H170ZM175 94H177V92L175 93ZM189 94V93H188ZM206 94H208V93H206ZM213 94V93H212ZM217 94V93H216ZM218 94V95H219ZM240 94H242L243 95V93H241L240 92ZM250 94V93H249ZM248 94V95H249ZM154 95V94H153ZM157 95V94H156ZM155 95V96H156ZM182 95V94H181ZM182 95V96H183ZM191 95V94H190ZM209 96H213V95H211L210 93L208 94ZM221 98L223 97V94L221 93ZM158 96V95H157ZM156 96V97H157ZM175 96V95H174ZM174 96H173V101H175L176 99H178V98H174ZM177 96V95H176ZM183 96V97H184ZM245 96V95H244ZM250 96V95H249ZM161 98L163 97L162 95L160 96ZM159 96L157 97V99L158 98H160ZM181 97V96H180ZM192 97V96H191ZM195 97V96H194ZM208 98V96L207 95H205L204 96V98ZM214 97H215V95H214ZM216 97H218V96H216ZM229 97V96H228ZM227 97V98H228ZM240 97H241V95H240ZM246 97L247 96H245V100H246ZM0 98H2L1 96H0ZM160 98V100H162ZM164 98V97H163ZM172 98V97H171ZM198 98V97H197ZM200 98H198V99H200ZM203 98V97H202ZM226 98V97H225ZM3 99V98H2ZM170 99V98H169ZM175 99V100H174ZM208 99H211L210 97L208 98ZM217 99V98H216ZM218 99H219V97H218ZM230 99V98H229ZM242 99V97L240 98V100ZM156 99H154V101H155ZM189 101H191V99H190V97H189V99H188ZM193 100H194V98H193ZM197 100V99H196ZM200 100H202V99H200ZM223 100V99H222ZM172 101V102H173ZM195 101V100H194ZM193 101V102H194ZM204 101H206L205 99H204ZM203 101V102H204ZM208 101H210V100H207L206 101V103L208 102ZM228 101V100H227ZM2 102V101H1ZM178 102H180V101H178ZM181 102H183V101H181ZM185 102V103H186ZM161 103V102H160ZM159 103V104H160ZM192 103V102H191ZM190 103V104H191ZM232 103V102H231ZM194 104V103H193ZM208 104H209V102H208ZM208 104H207V106H208ZM223 104V103H222ZM239 104H241V103H239ZM158 105V104H157ZM177 105V104H176ZM219 105V104H218ZM18 106V105H17ZM40 106V105H39ZM93 106V105H92ZM180 106V105H179ZM206 106V107H207ZM148 107V106H147ZM209 107H211V106H209ZM209 107H208V109H209ZM149 108V107H148ZM28 109V108H27ZM45 109V108H44ZM203 109H204V107H203ZM211 109V108H210ZM215 109H216V107H215ZM215 109H214V112H215ZM212 110V109H211ZM20 111V112H19ZM28 111V110H27ZM33 111V110H32ZM168 111V110H167ZM210 111V110H209ZM213 111V110H212ZM218 111V110H217ZM239 111V110H238ZM132 112L131 113H129V114H132ZM149 112H153L154 113V115H155V117H157L156 118V120L158 121V119H165L166 117H163V116H161L158 112H156V111H153V110H149ZM162 112H164V111H162ZM166 112V111H165ZM207 112H208V110H207ZM27 113V112H26ZM30 113H32V112H30ZM36 113H38V112H36ZM46 113H47V110H46ZM209 113V112H208ZM211 113V112H210ZM216 113V112H215ZM35 114V113H34ZM34 114H32V115H34ZM207 114V113H206ZM213 114V113H212ZM21 115V114H20ZM31 115V114H30ZM123 115H125V114H123ZM133 115V114H132ZM163 115H165V116H167L168 114H164L163 113ZM185 115H183V117L185 116ZM217 115V114H216ZM227 115V114H226ZM253 115V114H252ZM252 115L250 116L251 118H252ZM129 116V115H128ZM232 116V115H231ZM231 116H230V118H231ZM125 117V116H124ZM123 117V118H124ZM133 117V116H132ZM131 116H130V118H132ZM168 117V116H167ZM224 117H226V116H224ZM224 117H223V119H224ZM228 117V116H227ZM255 117V116H254ZM253 117V118H254ZM35 118V117H34ZM126 118V117H125ZM216 118V117H215ZM167 119V118H166ZM218 119V118H217ZM222 119V120H223ZM229 119V118H228ZM233 120H234V117L232 118ZM231 119V120H232ZM256 119H258L257 118V116H256ZM255 119V120H256ZM29 120V119H28ZM230 120V121H231ZM233 120H232V122H229L228 120H226L228 123H233ZM254 120V121H255ZM115 121H117V120H115ZM121 121H122V119H121ZM168 121V120H167ZM235 121V120H234ZM29 122V121H28ZM118 122V121H117ZM139 122V123H138ZM145 122V121H144ZM166 122V121H165ZM227 122H225L226 124H228ZM239 122V121H238ZM248 122V121H247ZM250 122V121H249ZM255 122H257L258 123V121L256 120ZM116 123V122H115ZM216 123V124H215ZM222 123H223V121H222ZM225 123H223L224 125H226ZM242 123V122H241ZM30 124V123H29ZM114 124V123H113ZM166 124H168V123H166ZM234 124H235V122H234ZM234 124H232V125H234ZM236 124H237V122H236ZM239 124H240V122H239ZM244 125V124H243ZM18 126V125H17ZM26 126H27V124H26ZM66 126V127H67ZM161 126H164V125H161ZM160 126V127H161ZM220 126H222V124L220 125ZM240 126H242V124L240 125ZM48 127V126H47ZM109 127H112V128H109ZM154 127V126H153ZM156 127V126H155ZM165 127V126H164ZM224 127V126H223ZM222 127V128H223ZM42 128V127H41ZM158 128V127H157ZM163 128V127H162ZM161 128V129H162ZM167 128V127H166ZM219 128V129H218ZM227 128V130L229 129V128H231V127H226ZM239 128V127H238ZM24 129V128H23ZM46 128H44V126H43V130H45ZM48 129V128H47ZM46 129V130H47ZM50 129V128H49ZM52 129V128H51ZM50 129V130H51ZM234 129H236V128H234ZM244 129V128H243ZM246 129V128H245ZM244 129V130H245ZM158 130V131H157ZM48 131V130H47ZM165 131V130H164ZM167 131H169V130H167ZM225 131H226V129H225ZM232 131H234V130H232ZM240 131V130H239ZM132 132V133H131ZM234 132H236V131H234ZM237 132H238V129H237ZM241 132V131H240ZM242 132H243V130H242ZM241 132V133H242ZM47 133V132H46ZM48 133H50V132H48ZM54 133V132H53ZM165 133V132H164ZM168 133V132H167ZM172 133L174 134V135H172ZM239 133V132H238ZM241 133H239V135L241 134ZM39 134V133H38ZM51 134V133H50ZM157 134V135H158ZM178 134V133H177ZM226 136H225V135ZM235 134V133H234ZM16 135V137H17V135L19 136V142H17V144H15V146H13V144L12 145H10V146H7L8 145V142H9V139L13 136H15ZM40 135V134H39ZM39 135H37V136H39ZM52 135V134H51ZM54 135H55V133H54ZM161 135V134H160ZM242 135V134H241ZM44 136H45V134H44ZM236 136V135H235ZM40 137H42V136H40ZM51 137V136H50ZM159 137V136H158ZM165 137H167V136H165ZM228 137V138H227ZM239 137V136H238ZM246 137V136H245ZM15 138V137H14ZM54 138V137H53ZM234 138V137H233ZM244 138V137H243ZM113 139V141H111ZM147 139V138H146ZM236 139H238V138H236ZM41 140V139H40ZM44 140V139H43ZM235 140V139H234ZM233 140V141H234ZM239 140V139H238ZM246 141V140H245ZM245 141H243V142H245ZM249 141V140H248ZM238 142V141H237ZM241 142V141H240ZM171 143V144H172ZM242 143V142H241ZM246 143V142H245ZM245 143H243V145L242 144H240V145H242V146H244V145H247V146H250L249 144H245ZM100 146H102V147H105L106 148V150L107 151H113V152H116V153H118V156H120V158L121 159H125V160H128V162L127 163H129V162H132L131 160H133L134 159V157L133 156H135V157H137V158H139L138 160L141 162V164H140V166H139V164H138V168H137V173L135 172V170H134V166L131 168V167H122V163L119 161L118 163L119 164H117V165H115L114 164V162L112 163V161H111V163L109 164V162L107 163V162H105V163H107V165H104V164H97V163H99V162H97L96 163V156H99V154L100 153H98L97 151V149L96 148H98V147H100ZM201 146V145H200ZM199 146V147H200ZM213 147H214V145H212ZM253 146V145H252ZM206 148H204V150L205 149H207V145L205 146ZM251 147V146H250ZM249 147V148H250ZM46 148V147H45ZM104 148V149H105ZM196 148V147H195ZM201 148V147H200ZM209 148V147H208ZM219 148V147H218ZM244 148H246V147H244ZM61 149V148H60ZM63 149V148H62ZM202 149H203V147H202ZM213 149V148H212ZM248 149V148H247ZM246 149V150H247ZM44 150V151H43ZM97 150V151H96ZM105 150V151H106ZM201 150V149H200ZM215 150V149H214ZM251 150V149H250ZM249 149L247 150V151H250ZM100 151V150H99ZM193 151H194V147H193ZM207 151H209V152H211L210 151V148H209V150H207ZM216 151H218L217 150V148H216ZM215 151V152H216ZM209 152H206V153H208L209 154ZM220 152V151H219ZM233 152H232V154H233ZM253 152H254V148H253ZM213 153V152H212ZM217 153V152H216ZM216 153H214V154H216ZM228 153V152H227ZM213 154V155H214ZM233 154V155H234ZM211 155V154H210ZM209 155V157H208V159L205 157L204 159L202 158V157H204L205 155H202V156H199V157H201L203 160L200 162V163H198V164H200V169H202L204 172H206V174L207 175H214V179H217L218 181H219V178H222V179H226V180H229L228 179V177H227V172L225 173V170L223 169V167H222V163L221 164H219L218 162H215L212 158H213V156H210ZM260 155V154H259ZM101 156V155H100ZM126 157L127 156V158H123V157ZM253 156V155H252ZM256 156H257V154H256ZM116 157V156H115ZM115 157H114V159H115ZM212 157V158H211ZM216 157V156H215ZM232 157V156H231ZM230 157V158H231ZM251 157V156H250ZM254 157H251V158H254ZM261 158H262V156H260ZM58 158H60L59 159V161H57V163H53V164H50V163H48L51 159L53 160H55V159H58ZM117 158V157H116ZM119 158V157H118ZM197 158H198V156H197ZM263 158H264V156H263ZM262 158V159H263ZM147 159V160H146ZM199 159V158H198ZM217 159H218V156H217ZM49 160V161H48ZM117 160H119V159H117ZM186 160V159H185ZM190 160V159H189ZM220 160V159H219ZM181 161V162H180ZM199 161V160H198ZM217 161V160H216ZM226 161V160H225ZM224 160H223V162H225ZM233 161H235V160H233ZM232 161V162H233ZM237 161V160H236ZM126 162V161H125ZM186 162V161H185ZM222 162V161H221ZM239 162V161H238ZM103 163V162H102ZM124 163V162H123ZM147 163H150V168L153 170V172L155 173V174H153V173H151V171H149V173H148V171H146V169H142L141 168V166L144 164V167H146L145 166V164H147ZM168 163V162H167ZM187 163V162H186ZM235 163V162H234ZM125 164V163H124ZM166 165H168V164H166ZM235 165H237V164H235ZM239 165V164H238ZM237 165V166H238ZM128 166H129V164H128ZM148 166V167H149ZM163 166V165H162ZM174 166V165H173ZM176 166V165H175ZM178 166V165H177ZM242 166V165H241ZM225 167V166H224ZM149 168V169H150ZM171 168H173L171 165H168L167 166V169H171ZM226 168V167H225ZM244 168V167H243ZM25 170V174H23V175H21V172L22 171H24ZM80 169V168H79ZM139 169H141V171H139ZM165 169V168H164ZM239 169V168H238ZM83 170V169H82ZM163 170V169H162ZM242 170V169H241ZM79 171V170H78ZM130 172H135V174H137L136 176H135V174H134V176L132 175V176H130L129 178H128V176H129V173ZM144 172H147V173H144ZM159 172V171H158ZM157 172V173H158ZM243 172H244V170H243ZM246 172V171H245ZM248 172V171H247ZM80 173V172H79ZM84 173V172H83ZM166 173V174H165ZM164 174L167 176V177H169V172L167 173V172H165ZM181 173V172H180ZM35 174H38V176L36 177L35 176ZM132 173H130V175H131ZM160 174V173H159ZM175 174V173H174ZM247 174V173H246ZM83 175V174H82ZM85 175V176H86ZM165 175L164 176H162V177H165ZM229 175H230V172H229ZM80 176V175H79ZM84 176V177H85ZM151 176V177H150ZM158 176V175H157ZM156 176V177H157ZM176 176V175H175ZM184 176V175H183ZM81 177V176H80ZM155 177V178H156ZM209 177V176H208ZM264 177V176H263ZM19 178V181H14V180H16V179H18ZM154 178V179H155ZM175 178V177H174ZM212 178V177H211ZM256 178V177H255ZM258 178V177H257ZM130 179H132L130 182H128ZM166 179V178H165ZM164 179V180H165ZM176 179V178H175ZM177 179H180V178H178V176H177ZM74 180V181H73ZM81 180V181H80ZM86 180V179H85ZM159 180V179H158ZM181 180V179H180ZM155 181V180H154ZM162 181V180H161ZM212 181V180H211ZM215 181V180H214ZM157 182V181H156ZM87 183V184H86ZM126 183V184H125ZM125 184V185H124ZM90 185V186H89ZM160 185V184H159ZM159 185H158V187H159ZM161 185H162V182H161ZM165 185L166 184H164V187H165ZM125 186V188L122 190V192L120 193V195H121V197H120V199H117V197H115L114 195H112L111 196V194L110 193H108V192H112L114 189H117L118 188V190L120 189V188H122V187H124ZM167 186V185H166ZM77 187V186H76ZM90 187V188H89ZM157 187V188H158ZM162 186H160V188H161ZM234 187H236V184L234 183ZM1 188H0V191H1ZM88 188V189H87ZM160 188H158V190H157V193H158V197H161V199L163 198L162 196H159V194L162 192V189H160ZM75 189V188H74ZM10 191V190H9ZM73 191V190H72ZM72 191H69V190H67V192H66V195H71V192ZM77 191V190H76ZM115 191V190H114ZM75 192V191H74ZM164 192V191H163ZM162 192V193H163ZM213 192V191H212ZM219 192V191H218ZM217 192V195L215 196V195H213V196H215V197H217L218 199H217V204H218V202H219V199H225V197L227 196H223V195H225V194H228V193H226L225 192V194H223V192H222V194L219 192L218 193ZM77 193H78V191H77ZM73 194V193H72ZM74 194H76V192L74 193ZM117 194V193H116ZM212 194V193H211ZM58 195H59V193H58ZM78 195V196H79ZM94 195H96L95 197H94ZM97 195L99 196V197H97ZM124 195V196H123ZM213 196H212V198H213ZM0 199H2V195H1V193H0ZM4 197V196H3ZM210 197H211V195H210ZM214 197V198H215ZM87 198H91V200H87ZM119 198V197H118ZM213 198V199H214ZM21 199H23V201H21ZM56 200V199H55ZM141 200V201H140ZM83 201V200H82ZM82 201L80 202V203H82ZM215 201V200H214ZM221 201H223V200H220V203H222ZM42 202V203H41ZM193 202V201H192ZM224 202V201H223ZM226 202V201H225ZM224 202V203H225ZM182 203H183V201H182ZM194 203V202H193ZM22 204L24 205V206H22ZM84 204H83V206H84ZM192 204V203H191ZM239 204V203H238ZM82 205V204H81ZM220 205L221 204H219V205H217V206H219L218 208H220ZM88 206V207H89ZM129 206H132V208H134L135 210H133V211H135V213L132 211V213H133V215H132V217H128L127 215H125V209H126V207H128L129 208ZM163 206H165V205H163ZM193 206V205H192ZM222 206H224V204H222ZM23 207V208H22ZM144 207V206H143ZM162 207V206H161ZM183 207V206H182ZM23 209L24 210V212L21 214V216H19L18 217V215H17V213L18 212H16V210L18 209V210H20V209ZM87 208V207H86ZM153 208V209H154ZM215 208H217V207H215ZM227 208V207H226ZM91 209V208H90ZM94 209V208H93ZM93 209H91V210H93ZM147 209V208H146ZM165 209H166V207H165ZM194 209V208H193ZM228 209V208H227ZM226 209V210H227ZM11 210V211H12ZM143 210H145V209H143ZM148 210V209H147ZM158 210H159V208H158ZM160 210H161V208H160ZM3 210L0 208V218H3V212H2ZM13 211H12V214H13ZM73 211H76L75 209H69V210H67V211H65V212H63V215H70V213L71 212H73ZM94 211V210H93ZM129 211H130V208H129ZM151 211V210H150ZM162 211V210H161ZM216 211V210H215ZM219 210H217L216 212H218ZM221 211H223V208L221 209ZM215 212V213H216ZM77 213V212H76ZM84 213V212H83ZM130 213V212H129ZM149 214H150V212H148ZM12 214H11V216H12ZM223 214V213H222ZM222 214H219V216L220 215H222ZM53 215V214H52ZM80 215H81V212H80ZM83 215V214H82ZM89 215V214H88ZM95 215V214H94ZM226 215H228V214H226ZM84 216V215H83ZM87 216V215H86ZM178 216V215H177ZM183 216V215H182ZM218 216V215H217ZM5 217V216H4ZM63 217H66V216H63ZM147 217H151L149 220H148V218ZM153 217H154V215H153ZM179 217H180V215H179ZM178 217V218H179ZM25 218V222H24V219ZM91 218V217H90ZM93 218V217H92ZM95 218V217H94ZM156 218V217H155ZM182 218V217H181ZM184 218V217H183ZM70 219H71V221H73V224L75 225V227H77V229L79 230V232L81 233V234H84V233H88V228H86L87 226H86V224H89V223H92L91 221H86V217H82V216H71L70 217ZM138 220V222L139 223H145L144 224V226H143V228H141V226H140V224L138 223L137 224V220ZM169 219V218H168ZM115 220V219H114ZM136 220V221H135ZM183 223L184 222H186V221H184L183 219H180ZM194 220V219H193ZM30 221H32V222H30ZM70 221V222H71ZM97 221V220H96ZM95 221V222H96ZM143 221V222H142ZM146 221V222H145ZM94 222V223H95ZM191 222V221H190ZM114 223V222H113ZM112 223V224H113ZM189 223V222H188ZM197 223V222H196ZM35 224H36V222H35ZM71 224V223H70ZM198 224V223H197ZM9 225V226H10ZM29 225V226H30ZM110 225H111V223H110ZM110 225H108V227L110 226ZM166 225V224H165ZM8 226V225H7ZM6 226V227H7ZM5 227V229H3V230H1L0 231V233H3L4 232V230H6V229H10V227ZM114 226H115V224H114ZM179 226H181V223L179 224ZM178 226V227H179ZM188 226V225H187ZM202 226H206V225H202ZM169 227V226H168ZM167 227V228H168ZM193 227V226H192ZM25 228V226H23V229ZM86 228V229H85ZM111 228V227H110ZM65 229V228H64ZM69 229H70V227H69ZM69 229H65V230H69ZM71 229H73V228H71ZM105 229V228H104ZM106 229H108V228H106ZM105 229V230H106ZM170 229V228H169ZM62 230V229H61ZM189 230V229H188ZM70 231V233H72L73 232V230H69ZM104 231V230H103ZM115 231V230H114ZM118 230H116L115 232H117ZM181 231V230H180ZM197 231V230H196ZM105 232V231H104ZM122 232V231H121ZM163 231L161 230V232H159L160 234L162 233ZM165 232V231H164ZM175 232V231H174ZM177 232V231H176ZM9 233V232H8ZM22 233V232H21ZM69 233V232H68ZM109 233H111V232H109ZM122 233H124V232H122ZM139 233H138V235H139ZM184 233V232H183ZM116 234V233H115ZM127 234H125L126 236H127ZM4 235H6V233H4V234H2L1 235V237H2V239H4L3 238V236ZM22 235V234H21ZM17 236H20V235H17ZM72 236V235H71ZM81 236V235H80ZM117 236H118V234H117ZM136 236H137V234H136ZM174 236H175V234H174ZM140 237V236H139ZM138 237V238H139ZM240 237V236H239ZM120 238V237H119ZM178 237L176 236V239H177ZM242 238V237H241ZM116 239V238H115ZM168 239V238H167ZM175 239V240H176ZM198 239V238H197ZM237 239V238H236ZM242 240V239H241ZM88 241H90V240H88ZM93 241V240H92ZM169 242H170V240H168ZM167 241V242H168ZM1 242V241H0ZM132 243V242H131ZM222 243H223V240H222ZM224 243H226V242H224ZM4 244V243H3ZM91 243L89 242L86 246H89ZM119 244V243H118ZM168 244H171V243H168ZM174 244V243H173ZM5 245V244H4ZM7 246H9V245H7ZM97 246V245H96ZM173 246V245H172ZM175 246V245H174ZM0 247L2 248V244H0ZM77 247V246H76ZM76 247H73V248H76ZM135 250H136V248L135 247H133ZM173 248V247H172ZM5 249V248H4ZM22 249V248H21ZM170 249H171V247H170ZM174 249V248H173ZM12 250V249H11ZM18 250V249H17ZM16 250V252L14 253V255H13V258H10V260L8 261V262H6V260H4L3 259V257L1 256V254H0V264H25V261H26V258L24 257V252H21L20 250H18L17 251ZM140 250V249H139ZM165 250V249H164ZM166 251V250H165ZM42 254H44V253H42ZM90 257V256H89ZM32 258V257H31ZM35 257H33L32 259H34ZM94 259H95V261H89V263H91V264H102V262L101 261H97L96 259H97V257L95 258L94 257ZM19 260H22V261H19ZM30 261V260H29ZM87 262V261H86ZM85 262V263H86ZM29 263V262H28ZM88 263V264H89ZM46 264H75V263H71V262H67V261H63V262H47Z\"/></svg>",
	"mask_w": 264,
	"mask_h": 264
}]
</instances>
